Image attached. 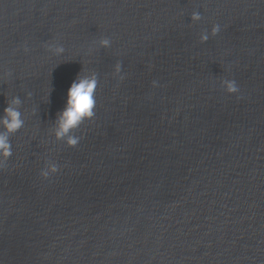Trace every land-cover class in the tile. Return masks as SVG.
<instances>
[{
	"label": "water",
	"instance_id": "95a60500",
	"mask_svg": "<svg viewBox=\"0 0 264 264\" xmlns=\"http://www.w3.org/2000/svg\"><path fill=\"white\" fill-rule=\"evenodd\" d=\"M93 73L68 147L51 128ZM13 96L0 264H264V0H0V114Z\"/></svg>",
	"mask_w": 264,
	"mask_h": 264
},
{
	"label": "clouds",
	"instance_id": "9594fccd",
	"mask_svg": "<svg viewBox=\"0 0 264 264\" xmlns=\"http://www.w3.org/2000/svg\"><path fill=\"white\" fill-rule=\"evenodd\" d=\"M193 22L201 20L198 12L191 15ZM220 31L219 25H213L211 35L215 36ZM209 38L207 33L200 36L201 42H206ZM111 45L109 38H101L99 46L108 48ZM58 52H62L63 48H58ZM116 73L121 71L119 63L115 66ZM156 82H153L155 86ZM222 87L228 94H235L239 91L238 85L234 79H224ZM98 86V78L95 73L77 78L71 83L68 91L64 108L57 114L55 123L51 128V133L56 140H62L68 147H75L80 141V137L76 136L75 130L83 123L84 120H91L95 115V98L94 93ZM30 95V93H29ZM21 100L18 96H13L0 114V168H3L9 158L12 156V143L10 134L17 132L24 124L22 113L20 111ZM59 171L58 165L49 162L45 168L41 170V176L47 179Z\"/></svg>",
	"mask_w": 264,
	"mask_h": 264
}]
</instances>
